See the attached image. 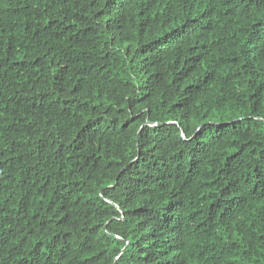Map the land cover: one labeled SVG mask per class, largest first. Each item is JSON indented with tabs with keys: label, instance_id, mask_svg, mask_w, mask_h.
<instances>
[{
	"label": "trees",
	"instance_id": "1",
	"mask_svg": "<svg viewBox=\"0 0 264 264\" xmlns=\"http://www.w3.org/2000/svg\"><path fill=\"white\" fill-rule=\"evenodd\" d=\"M0 264H264V0H0Z\"/></svg>",
	"mask_w": 264,
	"mask_h": 264
}]
</instances>
